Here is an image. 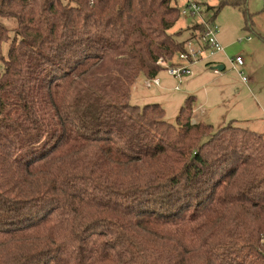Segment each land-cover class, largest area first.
<instances>
[{
  "label": "trees",
  "instance_id": "trees-1",
  "mask_svg": "<svg viewBox=\"0 0 264 264\" xmlns=\"http://www.w3.org/2000/svg\"><path fill=\"white\" fill-rule=\"evenodd\" d=\"M181 18L0 0V264H264V133L132 99L188 52Z\"/></svg>",
  "mask_w": 264,
  "mask_h": 264
},
{
  "label": "rangeland",
  "instance_id": "rangeland-1",
  "mask_svg": "<svg viewBox=\"0 0 264 264\" xmlns=\"http://www.w3.org/2000/svg\"><path fill=\"white\" fill-rule=\"evenodd\" d=\"M192 1L200 5V14L196 13L191 17L182 15L177 27L182 25L183 27H175L173 30H181L182 34L179 39L188 41L186 45L188 51L191 43L194 46L202 43L201 36L203 37V34L193 33L191 29L193 25L205 20L217 26L218 38L223 47L226 44V55L224 54L223 63L227 65V69L218 73V76L211 71L210 77L207 76L208 73H198L196 76H193V73L182 81L169 76L167 72H162L166 75L169 86V89L161 88L162 91L159 86L148 88L145 83L146 78L142 77L138 80L137 87L133 89V101L140 106L147 103H161L167 114L166 119L175 123L179 110L185 102L184 91L199 87L196 97L197 104L200 103L201 96L208 93L209 99L204 105V110L212 113L214 119L210 123L215 128H220L228 123H222V121L234 118L236 122L238 121L236 124L239 126L264 133V41L260 39L258 33L261 32L264 35V0ZM180 4L183 5L182 2ZM249 16L250 21L248 20ZM248 21L254 23L255 30H251ZM204 31L205 29L203 33ZM236 56H242L244 59V71L250 83L249 87L243 84L237 70H234L227 63L228 59ZM174 59L177 63L187 64L185 60L181 61L179 57ZM203 59L200 57L198 60L201 62L198 61L196 65H192L193 70L197 71L198 68L204 69L206 67L202 63ZM165 65L168 66L167 63ZM203 84L208 86L205 91L200 87ZM176 86L179 88L176 89ZM215 87H221V89L218 90ZM166 93L168 94L166 95ZM144 97L146 98L143 99ZM193 113V116H197L200 120L201 115L199 117L195 108Z\"/></svg>",
  "mask_w": 264,
  "mask_h": 264
},
{
  "label": "built area",
  "instance_id": "built-area-1",
  "mask_svg": "<svg viewBox=\"0 0 264 264\" xmlns=\"http://www.w3.org/2000/svg\"><path fill=\"white\" fill-rule=\"evenodd\" d=\"M182 2V15L184 17L190 16L194 13L200 14V5L192 0H180V3ZM264 2V1H263ZM205 31L203 33L202 43L201 45L194 46L191 43V47L189 48L188 52L181 53L179 55V58L182 60H185L187 64L179 63L173 66H166V62L163 59H160L158 62L166 68V72L172 76L177 78L179 81L184 80L189 75H192L194 73L193 70V64L200 61L198 60L200 57L207 58L209 56H213L215 54H218L222 51H224V47L222 46L219 38H218V28L211 22H207L203 20ZM251 39V38H250ZM249 39V40H250ZM203 59V60H204ZM230 64L233 66L234 70H237L241 80H243L244 83L248 84L249 80L246 76L245 71L243 70L244 66V59L242 56H236L235 58L230 59ZM146 86L148 88H151L153 86H159L160 78L157 77H150L146 78ZM179 86H176V89H178ZM191 122L193 124L199 123V120L196 116H193L191 118Z\"/></svg>",
  "mask_w": 264,
  "mask_h": 264
},
{
  "label": "crops",
  "instance_id": "crops-1",
  "mask_svg": "<svg viewBox=\"0 0 264 264\" xmlns=\"http://www.w3.org/2000/svg\"><path fill=\"white\" fill-rule=\"evenodd\" d=\"M186 19V18H185ZM254 24V23H253ZM177 27V26H176ZM181 27H183V25L182 26H179V27H177V28H181ZM251 30H255L254 29V25H253V28L251 29ZM257 33V32H256ZM259 33V36H260V39L261 40H263L264 41V35H263V33H261V32H258ZM250 41V40H249ZM225 47H226V44L224 45ZM225 47H224V51H222V52H220V53H218V54H215V55H213V56H209V57H207V58H205L204 60H202L203 62V64H205V66L206 67H204V69H199L198 68V70L196 71L195 69H194V75L193 76H196L198 73L199 74H205V73H208V77H210V72L211 71H213L214 72V74L216 75V76H218V73H220L221 71H225V69H227V65L226 64H224L223 63V60L225 59V55H226V50H225ZM225 54V55H224ZM218 56H220L219 58H217ZM199 62H201V61H199ZM197 63V62H196ZM196 63H195V65H196ZM227 63H229L230 64V59H228L227 60ZM194 65V66H195ZM220 65H223L224 66V69L223 70H220V71H218V70H216V67L217 66H220ZM231 65V64H230ZM232 66V65H231ZM230 66V67H231ZM233 67V66H232ZM244 67H245V63H244V66H243V70H244ZM162 72H166V71H162ZM161 72V73H162ZM160 73V74H161ZM158 75L159 76V78H160V85H159V89L161 90V88L162 89H169V86H168V83H167V77H166V75H164V73H162V75ZM169 75V74H168ZM170 76V75H169ZM243 84L246 86V87H249V84L250 83H248V84H246V83H244L243 82ZM135 87H137V83H136V86ZM201 87V89H203L204 91L208 88V86L207 85H205V84H203L202 86H200ZM215 88H218V90L219 89H221V87H215ZM135 89V88H134ZM199 87L198 88H192V89H187V90H185L184 91V93H183V95H184V98H185V100H186V98L188 97V96H190V95H192V96H195V98L197 97V93L199 92ZM162 91V90H161ZM206 93V92H205ZM218 93V92H217ZM168 93H166V95H167ZM146 97H144L143 99H145ZM208 99H209V97H208V93H206L204 96H201V101H200V103L199 104H197V101H196V103H195V110H196V112L199 114V117H200V115H201V117H200V122H202V121H204V122H206L207 121V119H209V121H207V122H210L211 120H213L214 119V117L212 116V113H208L207 111H205L204 110V105H206V103L208 102ZM212 110V109H211ZM197 117V116H196ZM198 119V118H197ZM231 121H233V122H236V119H227V120H224V121H222V123H225V122H231ZM238 122V121H237ZM236 122V123H237ZM221 124V123H220Z\"/></svg>",
  "mask_w": 264,
  "mask_h": 264
},
{
  "label": "water",
  "instance_id": "water-1",
  "mask_svg": "<svg viewBox=\"0 0 264 264\" xmlns=\"http://www.w3.org/2000/svg\"><path fill=\"white\" fill-rule=\"evenodd\" d=\"M224 69V66L223 65H220V66H217L216 67V70L220 71V70H223Z\"/></svg>",
  "mask_w": 264,
  "mask_h": 264
}]
</instances>
